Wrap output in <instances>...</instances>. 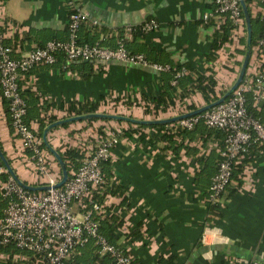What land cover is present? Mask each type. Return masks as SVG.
Returning a JSON list of instances; mask_svg holds the SVG:
<instances>
[{"label": "crops", "instance_id": "0c3cea01", "mask_svg": "<svg viewBox=\"0 0 264 264\" xmlns=\"http://www.w3.org/2000/svg\"><path fill=\"white\" fill-rule=\"evenodd\" d=\"M211 2L0 0V26L4 28L6 43L14 46V55L19 56L52 38L66 39L68 17L73 11L85 12L91 23L96 21L99 27L113 33L127 25L154 19L157 27L144 36L138 34L127 38V49L143 53L149 62L166 64L170 69L188 63L197 72H212L216 80L215 93L219 96V91L224 94L239 74L246 48V26L239 38L232 39L230 32V40L213 49L215 33L222 26L216 27L214 18L208 23L202 21ZM258 10L257 6L249 5L251 17ZM105 35L110 36V32L100 33L98 40L103 39L106 46H115L116 38L107 41ZM253 57L250 49L245 74L251 70ZM86 68L76 62L71 71L57 61L53 65H36L19 80L22 92L31 93L25 95L27 101H34L39 107V115L45 123L43 131L52 122L76 116L67 112L72 100H98L104 96L96 112L111 114L110 109L119 108L125 115H114L140 120L169 118L205 105L198 92L180 97L182 90L177 83L172 84L167 71L152 66L119 61L93 64L88 77ZM159 96L173 100V103L165 111L158 109L154 113L150 109L146 113L145 108H151L152 99ZM191 104L197 108L190 109ZM5 107L7 101L0 98L2 151L8 161L10 159L18 178L27 184L43 185L35 178L32 164L23 160L27 152L21 150ZM261 111L264 116V107ZM51 116L55 120L48 123ZM107 122L115 123L112 125L115 130ZM39 123L37 119H31L28 124L39 134ZM129 123L132 127L139 124L122 118L103 117L66 121L50 128L46 141L55 150L62 151L69 146L79 147L99 133L117 136L130 126ZM43 131L39 137L45 145ZM143 132L147 135L143 141L137 134L117 136L118 142L111 149L110 181L122 185L124 193L106 194L103 202L98 203L104 210L101 218L115 214L120 220L114 231V244L128 251L137 264H248L252 260L264 264V144L255 142L248 151L250 159L243 168L240 184L232 179L213 206L208 199L207 182L211 175L209 179L207 175L201 177L200 183L196 182V176L202 168L199 158L208 156L211 150L215 151L217 165V141L203 143L197 137L185 139L184 145L191 149L175 150L165 147V142H150L152 128H143ZM48 152L52 171L59 176L60 166L49 149ZM71 207L76 213L81 211L78 202L72 203ZM80 254L81 250L77 249L70 258ZM8 256L0 253V260L4 261ZM15 260L18 264H26V252L13 255L8 264H14ZM28 261L34 264L30 258Z\"/></svg>", "mask_w": 264, "mask_h": 264}, {"label": "built area", "instance_id": "2783aa9c", "mask_svg": "<svg viewBox=\"0 0 264 264\" xmlns=\"http://www.w3.org/2000/svg\"><path fill=\"white\" fill-rule=\"evenodd\" d=\"M249 2L259 8L264 29V0ZM211 3L210 10L202 15V21L208 23L214 18L216 27L230 22L232 39L239 38L246 26L239 0H212ZM84 20H88L85 12H71L66 39L52 38L19 56L14 55L12 47L5 43L4 33L0 32V98L7 101L11 127L20 141L21 150L27 152L23 160L32 164L34 176L41 184L50 185L47 190L31 191L11 176L0 183V193L7 199L0 216V245H13L19 251L31 253L34 264H66L78 246L93 239L100 253L108 254L113 264H137L123 247L110 243L99 232L104 211L102 205L93 200L89 201V206L84 202L102 184L101 163L110 159L111 149L118 142L117 136L114 133H99L92 140L81 144L83 157L78 168L71 170V177L68 174L63 185L52 188L60 177L52 171V160L41 147V138L25 121L27 107L20 93L19 80L36 65H53L58 55L63 57L64 68L81 61L96 65L119 61L152 66L160 71L170 69L166 64L149 62L143 53L130 52L126 48L125 40L131 37L133 25L124 27L123 36L113 47L98 42H79L78 31ZM156 27V21L149 19L142 24L141 29L148 33ZM251 49L254 56L251 70L244 74L222 102L169 123L173 129L190 130L202 121L208 128L226 132L225 143L217 150V170L208 187V199L212 203L218 201L231 182L233 166L248 152L250 144H264V121L247 108L248 94L257 112L264 106V34ZM185 72L184 68L177 70L172 84H176ZM74 202H78L81 207L79 213L72 210ZM248 264L261 263L252 260Z\"/></svg>", "mask_w": 264, "mask_h": 264}, {"label": "trees", "instance_id": "16d2710c", "mask_svg": "<svg viewBox=\"0 0 264 264\" xmlns=\"http://www.w3.org/2000/svg\"><path fill=\"white\" fill-rule=\"evenodd\" d=\"M245 2L248 6V11H249L250 2H249V0H245ZM249 14H250V12H249ZM242 17H243V14H242ZM250 22H251V46H253L256 43L257 39L260 36H262V34H264V29H263L262 23L260 21L259 13H257L254 17L250 16ZM142 24L132 26L133 27V29L131 31L132 37H136V36H138V34L141 36H144L146 34L141 29ZM231 27H232V25L230 24V22H226L220 29H218L216 31L215 39H214V42L212 44L213 49L219 48L222 43H224L227 40H230ZM66 28H67V26H66ZM3 31H4V28L2 26H0V32H3ZM91 31H92V33H91ZM116 31H117L116 33H113L110 30L105 31V29L102 27H99L98 24H93L89 20H84L80 24V28L78 31V40H79V42H87L90 44H93L96 42L103 44V43H105L103 39L100 41L98 40L99 34L103 33V32L104 33L110 32V36L105 35V39H107V41L114 39V38H116V40H118L119 38H121L123 36L124 28L117 29ZM97 35H98V37H97ZM5 43H6V40H5ZM126 43H127V40H125V46H126V48H128ZM7 45L11 46L12 49L14 50V48H13L14 46H12L11 44H7ZM103 45H105V44H103ZM57 61L62 62L63 65L65 63L63 60V57L61 55H58ZM79 64L83 67L88 68V70L85 74L86 77H88L92 72L91 66L93 65V63L88 62V61H81V62H79ZM74 65H75V63L70 64L68 67H66V69L72 71V68ZM182 67L185 68L187 72L183 76H180L177 80V84L179 85V87L182 90L180 92V97H187L190 94L198 92L202 95V98H203L205 104L211 103L212 101H215L221 97V96H217V94L215 93L216 80H215L212 72H210L209 74L197 72L191 64L187 63L181 67L180 66L174 67V68H171L169 71H167L166 73H167V75H169L170 80L173 79V75L176 72V70H178ZM27 73H25L24 75H27ZM19 88H20V85H19ZM20 93L26 102V107H27V112H28L25 116V121L27 124L29 123V121L31 119H37V121H40V123H39V134L37 133L38 136H40L42 131H43V128L45 127V123L43 122L42 118L39 115V107L36 106L34 101H29V100L27 101L25 95L29 96L31 94V93H29V91H23L22 92V90L20 88ZM221 94H223V93H221ZM103 98H104V96H100V98L98 100H92V99H85L82 101L72 100V101H70V103L67 106V112L69 115H71V113H73L74 115H81V114L96 112L98 109V104H99L100 100H102ZM251 100H252L251 96L248 94L247 95V108H248V110L253 115L258 116L262 121H264V116L261 113L262 111L257 112L255 110V108L252 107V101ZM152 102H153V106L151 108H148V107L145 108L146 113L148 111H150V109H152L154 111V113L158 112V109L165 111L166 107L169 104L173 103V100L168 101V99H165L163 96L162 97L159 96L158 98L152 99ZM188 107L190 109L197 108L193 104L189 105ZM5 112L6 113L8 112V104H7V107H5ZM95 119H97V118H91L89 120H95ZM54 120H55V117L51 116L48 119V121H49L48 123H50ZM8 122L10 125L9 113H8ZM65 125H67V124H65ZM129 125H130L129 127L122 129L120 132H118L117 136L118 137H132L134 134H137L138 139L140 141H143L145 139V137L147 136L143 132V128H152L154 132L148 138V140L150 142H153V141L154 142L155 141L156 142H165L167 144V146H165V147H167V148H173L174 147L175 150H178L181 147H184L187 150L191 149L190 147H187L186 145H184L183 140H185V139L192 140V139H195L196 137L201 139V141L203 143H205L208 140L217 141V146L219 148H222L224 143H225V139H226V135H227L226 132L223 130L206 127V125L202 121L197 123L190 130H176V129H173L172 127H170L169 123L151 124V125L139 123V124H136V126H134V127L131 126V123H129ZM254 144H255V142L250 144L248 151L251 149V147ZM41 147L44 148L48 152V149L46 148V146L44 145L43 142H41ZM0 148H1V145H0ZM56 150L60 154L62 160L65 162L69 177H71V170L75 171L78 168V166L80 164V160L83 157V152L81 151L80 146L79 147H73V146L65 147L64 150H62V151L59 149H56ZM214 152L215 151L211 150L209 152L208 156L199 158V161H202V168L200 169V172H198L199 175L196 176V182L200 183L199 179H201V177L203 178V176L206 177V175L209 179V177L211 175L209 181L207 182V183H209L208 187L211 183L212 176L215 174V172L217 170L216 161L214 159ZM247 154H248V152L245 153L242 157H240L239 162L234 164L233 169H232L231 180L236 179L238 184H240V176H241V173L243 171V168H244L245 164L247 163V161L250 159L247 157ZM54 161H55V159H54ZM9 162H11L10 159H9ZM0 168H1L0 169V182L6 181L9 178L10 174L5 171V166L1 160H0ZM101 168H102V174H103V182L99 187H97L92 192V196L90 199L86 198L84 200V202L86 203L87 206H89L90 200H93V201H96L99 203L103 202L106 194L121 195L124 193V187L122 185L115 184V183H112L110 181L111 173H112L110 159L104 160L101 163ZM201 174H203V175H201ZM60 175H61V170H59V177H60ZM6 204H7V199L4 196H2L0 193V216H2L3 210L6 206ZM211 204H213V203H211ZM214 204H213V206H214ZM119 224H120V220H119L118 216L115 214H110L108 216H105L104 218L102 217L100 219L99 232L110 243L114 244V240H113L114 235H115L114 231L117 228V226H119ZM77 249L81 250V254L74 256V258H70L72 256L71 255L67 259L66 264H96V263H101L102 261H104L105 263L110 262L113 264V259L108 254H102V255L99 254V252H100L99 246L96 244V242L93 239H89L85 244L78 246ZM21 252L22 251H19L13 245H0V253H7L9 255L6 258V260H4V261L0 260V263H3V264L11 263L13 255H15L17 253L19 254ZM126 252H128V251H126ZM26 256H27L26 264H31L30 261H28V258L33 260L32 254L29 252H26ZM134 261H135V259H134ZM14 264H18V260H15Z\"/></svg>", "mask_w": 264, "mask_h": 264}, {"label": "water", "instance_id": "95a60500", "mask_svg": "<svg viewBox=\"0 0 264 264\" xmlns=\"http://www.w3.org/2000/svg\"><path fill=\"white\" fill-rule=\"evenodd\" d=\"M241 8H242V12H243V16H244V20H245V25H246V48H245V54L243 57V61L240 67V71L239 74L235 80V82L232 84V86L217 100L212 101L211 103L205 104L195 110L177 115V116H173V117H169V118H161V119H152V120H140V119H132V118H128V117H124V116H120V115H114V114H104L101 112H93V113H87V114H82V115H76V116H72L69 117L67 119L64 120H57L55 122H52L51 124H49L43 131V141L45 142L46 147L49 149V151L52 153V155L54 156V158L56 159V161L58 162L60 169H61V177L58 180L57 183H55L54 185H52V188H56V187H60L61 185H63L65 183V181L68 179V170L66 168L65 162L62 160L60 154L54 149L52 148L50 145H48L47 141H46V133L47 131L56 126L59 125L63 122L66 121H74V120H82V119H91V118H118V119H126V120H130L134 123H143V124H165V123H171L174 121H177L179 119L188 117L190 115L196 114V113H200L220 102H222L230 93L232 90L235 89V87L239 84V82L242 80L244 74H245V70L248 64V60H249V56H250V49H251V22H250V14L246 5L245 0H239ZM0 160L3 162L4 166H5V170L6 172H8L10 174V176L12 178H14L22 187L31 190V191H38V190H47L50 188V185H31V184H27L24 181H22L20 178H18L17 174L15 173L13 167L11 166V164L9 163L8 159L6 158L5 154L3 153L2 149L0 148Z\"/></svg>", "mask_w": 264, "mask_h": 264}, {"label": "rangeland", "instance_id": "374dc122", "mask_svg": "<svg viewBox=\"0 0 264 264\" xmlns=\"http://www.w3.org/2000/svg\"><path fill=\"white\" fill-rule=\"evenodd\" d=\"M244 41V40H243ZM242 41V42H243ZM241 65V64H240ZM222 90H223V88H222ZM221 91H219V93H218V95L219 96H221ZM223 93V92H222ZM109 113H111V114H123L122 113V109H119V108H113V109H110V112ZM123 115H125V114H123ZM107 124H108V126H110V128H113L114 129V127L112 126V125H116L115 123H113V122H107ZM118 126V125H117ZM115 130V129H114ZM59 177V176H58ZM60 177H61V175H60Z\"/></svg>", "mask_w": 264, "mask_h": 264}]
</instances>
